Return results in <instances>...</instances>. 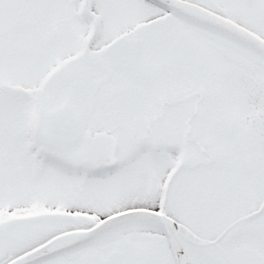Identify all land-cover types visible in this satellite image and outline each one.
Instances as JSON below:
<instances>
[{
  "label": "snow or ice",
  "instance_id": "6c2138e0",
  "mask_svg": "<svg viewBox=\"0 0 264 264\" xmlns=\"http://www.w3.org/2000/svg\"><path fill=\"white\" fill-rule=\"evenodd\" d=\"M0 264H264V0H0Z\"/></svg>",
  "mask_w": 264,
  "mask_h": 264
}]
</instances>
